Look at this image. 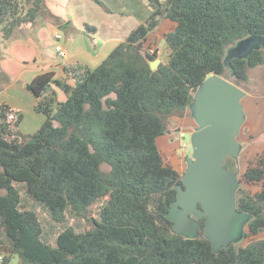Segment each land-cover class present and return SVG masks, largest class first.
I'll return each mask as SVG.
<instances>
[{"label": "trees", "instance_id": "obj_1", "mask_svg": "<svg viewBox=\"0 0 264 264\" xmlns=\"http://www.w3.org/2000/svg\"><path fill=\"white\" fill-rule=\"evenodd\" d=\"M45 1L0 0L4 39L34 24ZM149 5L145 22L97 67L65 64L64 77L47 70L27 83L37 98L35 110L46 115L34 133L20 129L21 112L0 102V232L5 234L0 244L18 257L17 264H264V239L236 244L264 231V187L251 194L237 183L238 213L247 219L237 218L233 226L242 222V234L215 251L204 235L205 218L197 237L176 232L183 175L165 162L158 144L166 120L191 111L196 90L211 74L243 88L249 69L264 63V42H257L264 37V0H149ZM166 19L176 23L165 37L168 62L152 70L149 59L158 56L145 51L144 42ZM87 27L88 34L96 30ZM250 37L247 56L227 58L229 48ZM2 76L0 71V81ZM225 167L238 174L237 159L228 158ZM243 179L264 183V157L250 162ZM19 185L53 220L66 222L70 214L91 220V227L68 226L51 244L38 213L22 208ZM99 201H104L99 217L89 216ZM0 259L10 262V256Z\"/></svg>", "mask_w": 264, "mask_h": 264}, {"label": "rangeland", "instance_id": "obj_2", "mask_svg": "<svg viewBox=\"0 0 264 264\" xmlns=\"http://www.w3.org/2000/svg\"><path fill=\"white\" fill-rule=\"evenodd\" d=\"M101 1L103 4L97 0H46V9L40 13L34 24H24L9 40L4 39L0 30V71L3 73L0 92L8 83L15 80L19 70L25 68L27 64L45 70L61 60L55 48L54 34L57 30L64 36L62 42L66 50L71 52L82 50L92 42V36L88 35V25L94 26L95 23L101 28L113 27L114 36L110 40V49L100 54L101 60L103 56L106 57L110 53L111 45L115 47L117 43L126 39L127 35L140 23L145 22L151 14L149 0ZM175 26L174 21L163 20L156 31L151 33L144 42V50L156 53L157 58L167 63L170 48L165 37ZM81 29L86 30L87 35L83 34ZM248 76V80L242 84L247 92L242 101L246 110V121L238 136L242 143V150L237 159V183L251 194H255L263 189L264 183H248L243 179V174L250 162L264 157V63L249 69ZM68 80L72 83L74 81L69 77ZM56 91L59 100L66 99L62 90L56 88ZM166 125L167 132L158 138L159 147L165 162L178 169L183 175L187 169V161L193 153L192 144L186 141L184 133H192L198 125L191 111L188 110L182 116H173L166 120ZM19 186L23 196L22 208L34 209L38 213L44 228V238L51 244L56 245L58 233L68 226H73L77 231H85L91 227V220L73 217L70 214L66 222L59 223L53 220L41 207L30 202L24 188ZM103 202L95 203L89 216L99 217ZM237 218L242 221V219H247V215L239 214ZM240 225L237 229L233 226L232 237L235 239L242 234V222ZM243 230L249 233L247 225ZM185 235L197 237L199 235L198 224L193 225ZM4 238L5 234L1 230L0 239ZM262 239H264V231L257 235L250 234L236 244L246 246ZM0 256L3 259L10 256L9 264L18 263V257L3 250L1 244Z\"/></svg>", "mask_w": 264, "mask_h": 264}, {"label": "water", "instance_id": "obj_3", "mask_svg": "<svg viewBox=\"0 0 264 264\" xmlns=\"http://www.w3.org/2000/svg\"><path fill=\"white\" fill-rule=\"evenodd\" d=\"M257 42L263 43L264 37ZM253 43L251 37L240 41L229 48L227 58L247 56ZM160 63V58L149 59L152 70H157ZM246 94L229 79L211 74L198 87L190 105L198 126L192 133H184L193 153L183 174L184 186L178 187L175 230L178 234L188 232L193 226L191 214L205 218L204 235L215 251L229 247L239 215L235 193L238 175L226 168L225 162L241 154L238 136L246 121L242 102Z\"/></svg>", "mask_w": 264, "mask_h": 264}, {"label": "crops", "instance_id": "obj_4", "mask_svg": "<svg viewBox=\"0 0 264 264\" xmlns=\"http://www.w3.org/2000/svg\"><path fill=\"white\" fill-rule=\"evenodd\" d=\"M93 25L96 27V30L88 34L92 36V42L86 45L84 49L68 52L65 48L67 52L66 57L61 58V60L53 64L49 69L40 70L39 68L27 64L25 68L19 70L15 80L8 83L3 91L0 92V102L10 105L16 112H21L23 114L20 129L24 133H34L41 127L46 119L44 113H39L35 110L37 98L35 94L27 88V83L32 81L39 73L47 70H54L58 77H63L65 75L63 72V66L65 64L81 62L87 64L91 68H95L108 56H103L100 60V54L106 49H110V40H112L114 36L113 27L104 26V28H101L95 23ZM81 32L87 35V33H85L86 30L81 29ZM115 47L111 45L112 50Z\"/></svg>", "mask_w": 264, "mask_h": 264}, {"label": "built area", "instance_id": "obj_5", "mask_svg": "<svg viewBox=\"0 0 264 264\" xmlns=\"http://www.w3.org/2000/svg\"><path fill=\"white\" fill-rule=\"evenodd\" d=\"M64 38L63 34L61 32H56L54 35L55 39V48L59 56L66 57L67 52L65 50V46L62 42V39ZM1 257V256H0Z\"/></svg>", "mask_w": 264, "mask_h": 264}, {"label": "flooded vegetation", "instance_id": "obj_6", "mask_svg": "<svg viewBox=\"0 0 264 264\" xmlns=\"http://www.w3.org/2000/svg\"><path fill=\"white\" fill-rule=\"evenodd\" d=\"M191 218L193 219V225H195L196 223L198 224V228H199V220L198 218H196L194 215L191 214Z\"/></svg>", "mask_w": 264, "mask_h": 264}, {"label": "clouds", "instance_id": "obj_7", "mask_svg": "<svg viewBox=\"0 0 264 264\" xmlns=\"http://www.w3.org/2000/svg\"><path fill=\"white\" fill-rule=\"evenodd\" d=\"M56 32H60V31L57 30ZM56 32H55V33H56ZM54 35H55V34H54ZM60 57H61V56H60ZM61 58H64V57H61ZM237 175H238V174H237Z\"/></svg>", "mask_w": 264, "mask_h": 264}]
</instances>
